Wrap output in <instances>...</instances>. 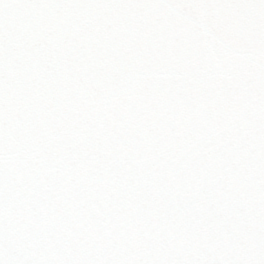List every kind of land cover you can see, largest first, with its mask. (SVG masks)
<instances>
[{
    "label": "snow or ice",
    "instance_id": "6c2138e0",
    "mask_svg": "<svg viewBox=\"0 0 264 264\" xmlns=\"http://www.w3.org/2000/svg\"><path fill=\"white\" fill-rule=\"evenodd\" d=\"M0 264H264V0H0Z\"/></svg>",
    "mask_w": 264,
    "mask_h": 264
}]
</instances>
